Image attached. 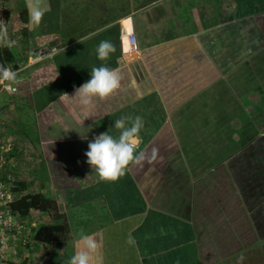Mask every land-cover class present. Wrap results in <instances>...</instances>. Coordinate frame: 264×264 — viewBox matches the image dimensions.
<instances>
[{
	"label": "crops",
	"instance_id": "1",
	"mask_svg": "<svg viewBox=\"0 0 264 264\" xmlns=\"http://www.w3.org/2000/svg\"><path fill=\"white\" fill-rule=\"evenodd\" d=\"M44 2L50 11L36 27L27 0L7 7L20 44L5 63L17 92H5L3 108L26 105L34 124V139L11 127L9 187L16 200H56L60 221L19 214L34 232L62 223L65 246L31 238L17 246L16 264H68L81 233L73 221L102 239L100 264H228L264 246V0ZM123 25L136 35L135 55L123 53ZM105 39L116 51L101 61L95 49ZM101 64L121 74V88L82 112L64 93L74 95ZM125 115L143 118L138 151L147 159L102 181L84 153L101 133L118 137L114 121Z\"/></svg>",
	"mask_w": 264,
	"mask_h": 264
},
{
	"label": "clouds",
	"instance_id": "2",
	"mask_svg": "<svg viewBox=\"0 0 264 264\" xmlns=\"http://www.w3.org/2000/svg\"><path fill=\"white\" fill-rule=\"evenodd\" d=\"M27 8L29 24L33 27L39 26L45 13L50 11V5L44 3V0H27ZM0 42L5 46L14 43L9 41L7 26L3 21H0ZM95 51L97 58L104 61L116 51V48L111 40L105 39L98 43ZM16 76L17 73L10 66L0 65V82L14 81ZM121 81L122 76L117 70L101 64L91 68L90 79L76 88L74 95L69 96L67 93L64 95L78 105L80 111L91 114L95 101L111 97L121 88ZM114 128L119 130L118 137L110 134V130L101 133L88 143V150L84 153L87 164L95 170L102 181H117L125 175L129 165L142 166L147 159L145 152L138 151L139 134L144 128L141 116H122L114 121ZM157 155L158 149L153 148L148 162L155 161ZM126 243L134 245L135 239L129 235ZM73 246L76 250L68 264H100L103 241L97 234H86L81 231L79 237L73 240Z\"/></svg>",
	"mask_w": 264,
	"mask_h": 264
},
{
	"label": "built area",
	"instance_id": "3",
	"mask_svg": "<svg viewBox=\"0 0 264 264\" xmlns=\"http://www.w3.org/2000/svg\"><path fill=\"white\" fill-rule=\"evenodd\" d=\"M10 0H0V21H3L7 26V34L9 31H13V15L8 11L7 7ZM126 30L121 33V41L124 55H135L139 52V46L134 31L123 25ZM8 39L11 42V46H5L3 42H0V50L7 48L13 50L19 46L20 42L17 38H12L8 35ZM125 42L127 46H125ZM44 56L39 54L35 58L34 63L42 60ZM13 70V69H12ZM14 71V70H13ZM10 81L0 82V91L16 94L17 89L12 85H9ZM15 151L11 143H0V264H9L12 257L17 256V246L21 244V247L27 249L30 244V239L34 236V227L26 224L21 218L20 214L13 211L12 204L16 200V197L12 194L9 187V183L12 184L13 174L11 169L16 165ZM1 172H6V175L1 176ZM17 238L20 241L19 244L10 245V239ZM8 258V261H7Z\"/></svg>",
	"mask_w": 264,
	"mask_h": 264
},
{
	"label": "trees",
	"instance_id": "4",
	"mask_svg": "<svg viewBox=\"0 0 264 264\" xmlns=\"http://www.w3.org/2000/svg\"><path fill=\"white\" fill-rule=\"evenodd\" d=\"M14 58L13 52L7 48L0 50V65L5 66V63L12 62ZM25 187H23L24 189ZM57 202L55 199L45 197L40 194H27L22 196L18 201L12 204V209L15 212L20 213L22 216L27 217L31 210H35L41 213H48L55 215V219L60 221L58 214ZM65 227L60 224L42 225L35 230L33 238L34 243L44 244L51 246L55 250H60L65 246ZM30 246V244H29ZM28 246V247H29ZM12 264V263H10Z\"/></svg>",
	"mask_w": 264,
	"mask_h": 264
},
{
	"label": "rangeland",
	"instance_id": "5",
	"mask_svg": "<svg viewBox=\"0 0 264 264\" xmlns=\"http://www.w3.org/2000/svg\"><path fill=\"white\" fill-rule=\"evenodd\" d=\"M8 35L13 36L14 33L12 31H9ZM13 50L15 51L16 47ZM0 92H1L0 93V109H1L4 107L5 103L7 105L10 102L11 98L5 92L3 91H0ZM13 111H14L13 119L12 120L6 119V115L8 118H10L9 114H11ZM31 120H32V111L30 110L29 107H27L26 105L22 103L18 106V109L17 108L13 109L10 107H5L1 109L0 110V121L2 123L0 127L2 129V135L0 134V142L7 144L10 136L12 135L11 127H15L20 130L24 129L23 133L28 135L31 139H34L33 138L34 137V134H33L34 124L31 123ZM78 209H82V208H78ZM84 213H85V209L83 211L72 213L69 215V217L73 218L75 216H82V215H85ZM78 224L79 223H76L73 221L72 229L74 231L77 230L78 232H81L82 230L81 229L79 230V227H76V225ZM83 229H85V227ZM11 259H13V261H9V262L12 264H16V260H15L16 256L12 257ZM232 263L233 262L228 263V264H232ZM233 264H264V246L241 256L239 260L237 261V263H233Z\"/></svg>",
	"mask_w": 264,
	"mask_h": 264
}]
</instances>
